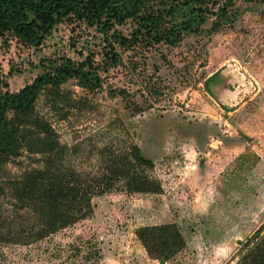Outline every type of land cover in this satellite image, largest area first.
Masks as SVG:
<instances>
[{"label":"rangeland","instance_id":"374dc122","mask_svg":"<svg viewBox=\"0 0 264 264\" xmlns=\"http://www.w3.org/2000/svg\"><path fill=\"white\" fill-rule=\"evenodd\" d=\"M232 18L213 30L211 17L176 44L117 48L122 62L99 70L98 79L90 60L105 64L103 37L86 23L56 25L38 48L0 39V91L18 92L70 61L82 73L62 89L90 107L63 121L43 98L38 104L63 142H133L153 160L163 185L161 194L96 197L92 220L30 248L34 261L30 249L5 247L0 264H62L43 251L78 239L97 244L100 264H162L147 255L136 230L164 224H176L186 241L164 264H238L247 240L264 234V3L238 1ZM119 30L129 35L132 24ZM91 77L94 90L87 87Z\"/></svg>","mask_w":264,"mask_h":264},{"label":"trees","instance_id":"16d2710c","mask_svg":"<svg viewBox=\"0 0 264 264\" xmlns=\"http://www.w3.org/2000/svg\"><path fill=\"white\" fill-rule=\"evenodd\" d=\"M238 1L0 0V39L9 35L23 45L38 48L56 25L86 23L103 37L100 54L105 64L94 65L95 60H90V69L98 79L99 70L106 71L122 62L117 48L130 49L140 43L147 47L155 42L176 44L183 33L198 32L211 17H215L212 29L218 30L233 21L232 10ZM181 13L186 14L176 22ZM129 23L132 30L125 35L119 29ZM81 73L68 61L18 92L0 91V250L42 248L58 234L92 220L96 197L115 192H163L162 182L153 176L155 163L137 144L110 142L97 146L90 140L89 145H70L63 142L51 120L38 108L43 98V106L63 121L73 110H87L90 104L86 99L76 100L62 89ZM214 77L207 80V85ZM93 79H86L92 90L97 87ZM85 160L95 163L85 167ZM10 164L19 169L17 174L9 173ZM136 236L147 255L162 264L186 248L176 224L140 227ZM78 241L43 254L49 255L53 263L100 264L97 244ZM245 247L238 264H264V234L257 231ZM31 250L30 261H34L36 256Z\"/></svg>","mask_w":264,"mask_h":264}]
</instances>
